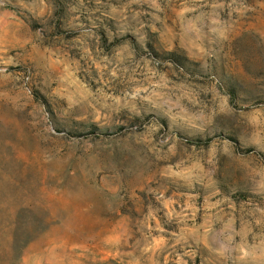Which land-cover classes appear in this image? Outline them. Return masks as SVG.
Here are the masks:
<instances>
[{"label": "rangeland", "instance_id": "374dc122", "mask_svg": "<svg viewBox=\"0 0 264 264\" xmlns=\"http://www.w3.org/2000/svg\"><path fill=\"white\" fill-rule=\"evenodd\" d=\"M0 264H264V0H0Z\"/></svg>", "mask_w": 264, "mask_h": 264}]
</instances>
